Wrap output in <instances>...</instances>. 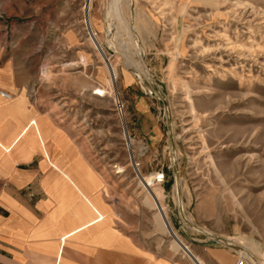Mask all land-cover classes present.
<instances>
[{
    "label": "rangeland",
    "instance_id": "374dc122",
    "mask_svg": "<svg viewBox=\"0 0 264 264\" xmlns=\"http://www.w3.org/2000/svg\"><path fill=\"white\" fill-rule=\"evenodd\" d=\"M87 1L0 0V65L11 62L27 97L105 177L117 230L192 264L157 226L131 149L143 174L161 177L174 229L207 264H247L210 232L253 237L264 263V0H122L123 18L115 0H92L93 28L118 67L113 88L98 74L105 63L89 40ZM122 25L136 26L145 71L111 46L108 29L117 45Z\"/></svg>",
    "mask_w": 264,
    "mask_h": 264
},
{
    "label": "crops",
    "instance_id": "0c3cea01",
    "mask_svg": "<svg viewBox=\"0 0 264 264\" xmlns=\"http://www.w3.org/2000/svg\"><path fill=\"white\" fill-rule=\"evenodd\" d=\"M2 89L14 96L0 93V264H187L180 257L155 255L117 230L113 220L88 222L72 232L95 214L75 181L57 176L41 133L26 127L38 121L52 157L60 155L54 138L71 136L37 99L22 96L25 84L10 61L0 65Z\"/></svg>",
    "mask_w": 264,
    "mask_h": 264
},
{
    "label": "bare ground",
    "instance_id": "6f19581e",
    "mask_svg": "<svg viewBox=\"0 0 264 264\" xmlns=\"http://www.w3.org/2000/svg\"><path fill=\"white\" fill-rule=\"evenodd\" d=\"M122 0H115V2L112 4L113 8V14L120 16L123 18L124 12L123 7L121 5ZM92 5V0L87 1V11H86V19H84V22H86L87 28L89 29V40L91 45L97 50L98 54L104 61L105 67H100L99 69V77L101 79H104L106 84L113 88L116 87V79L118 77V67L114 63L113 60L108 56L105 46L101 43V40L98 36V33L93 28V22L90 14V9ZM133 4L131 2L128 3V8H132ZM136 26L131 27L128 25H122L121 27L117 28V45L114 40V31L113 28H109L108 32L109 35L112 37L110 38V43L112 47L119 48L120 54L123 57V63L125 66L136 64L139 66L140 69L145 71V63L143 60V52L144 47L142 44V39L136 33V36H134V33L132 30L136 31ZM127 35L128 40L123 41L121 40V35ZM48 70L43 69V73L45 75H48ZM105 86V85H104ZM26 91V92H25ZM97 91H100L98 93H103V90L101 88H98ZM25 92V93H24ZM22 96L27 97V90H22ZM13 93H11V97H13ZM191 108L193 112L195 111V107L193 105V101L191 100ZM195 118L197 115L194 112ZM32 125L34 129L38 130L42 135L43 145L45 146V156L49 161V164L56 170L58 177H69L75 181V184H77V187L82 191V193H85V197L87 198L89 204H90V211L94 212L95 216L91 217L86 222L74 226V228L71 230L72 232H76L78 230H81L84 228L85 224L88 222H94L97 221L99 224L107 223L110 218L109 215L112 214V209L109 204H107L104 199L103 195L106 193V184H105V177L102 176L99 172H97L93 166L86 160L81 148L76 145L70 138L65 137H58L56 136L54 138V142L56 144V147L60 150V155L57 157H52L49 149L47 148V144L45 143V137L43 133L41 132V129L39 127V123L36 119H32L27 124L28 127ZM124 136L126 137V140H128L129 144H133L134 140L130 137L128 131L126 128H124ZM129 147V146H128ZM204 147H207L204 145ZM130 148V147H129ZM130 154L132 156L130 157L133 160V165L135 167V170L137 172L138 177L140 178V182L142 186L144 187V201L149 206L154 207V218L157 226L159 229L169 233L171 235V239L169 240V244L176 249L183 250V253L188 256V258L192 261V264H207L206 261L196 254L191 247L180 237V235L177 233V231L174 229L169 214L167 212V209L163 203V188L162 186L156 182V180H160V176L158 173H152L149 175L143 174L139 167L138 163H136L134 159L133 151L130 149ZM117 169L116 172H124L125 167L122 165H116ZM215 168L218 172V168L215 165ZM180 170H177L176 172V184L175 187L178 185L179 177H180ZM94 191V197L90 196V194H87V191ZM86 191V192H84ZM74 209L78 210V206H75ZM215 239L218 242L224 243L226 245L234 246L236 249L240 252L241 257L244 258L247 264H264L263 262L257 261L254 254H262V244L258 242L253 237H249L246 235H242L241 233L237 232L235 236L233 237H225L222 235L215 234L213 232H210Z\"/></svg>",
    "mask_w": 264,
    "mask_h": 264
},
{
    "label": "built area",
    "instance_id": "2783aa9c",
    "mask_svg": "<svg viewBox=\"0 0 264 264\" xmlns=\"http://www.w3.org/2000/svg\"><path fill=\"white\" fill-rule=\"evenodd\" d=\"M0 93L3 97H6V98H10V96H11V93H9L8 91L2 90V91H0Z\"/></svg>",
    "mask_w": 264,
    "mask_h": 264
},
{
    "label": "water",
    "instance_id": "95a60500",
    "mask_svg": "<svg viewBox=\"0 0 264 264\" xmlns=\"http://www.w3.org/2000/svg\"><path fill=\"white\" fill-rule=\"evenodd\" d=\"M210 242H214V243H215V242H217V241H216L215 239H212V240H210Z\"/></svg>",
    "mask_w": 264,
    "mask_h": 264
}]
</instances>
